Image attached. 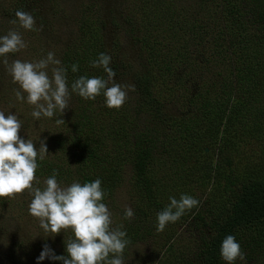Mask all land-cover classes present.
Masks as SVG:
<instances>
[{"label": "trees", "instance_id": "16d2710c", "mask_svg": "<svg viewBox=\"0 0 264 264\" xmlns=\"http://www.w3.org/2000/svg\"><path fill=\"white\" fill-rule=\"evenodd\" d=\"M33 1L28 12L36 15L56 0ZM66 1L72 2L71 13L81 16L77 35L59 54L72 77L68 83L81 75L107 79L102 67L90 63L106 53L115 82L134 85L135 91L128 92L119 109L107 107L103 94L85 100L75 93L74 108L59 118L65 122L44 139L49 153L38 159L36 176L45 180L55 169L61 184L99 178L108 204L125 183L124 167L130 165L129 201H134L129 205L136 217L120 223L129 240L123 259H132L125 264H227L220 252L227 235H234L245 253V260L235 264H264V0H220L225 19L217 23L206 14L209 0H199L195 10L184 5L174 13L167 12L166 0H123L121 7L138 1L155 9L135 14L142 39L136 49L135 42L127 44L128 75L118 73L121 64L104 37L103 28L115 23V8H103L107 0ZM93 7L98 18L89 17ZM8 13L14 14L9 7ZM221 59L219 67L226 71L220 70L217 80L207 76L213 73L210 62ZM144 60L150 62L147 69ZM74 63L79 66L75 73ZM35 186L44 187L41 181ZM181 194L200 201L179 219L186 231H175L169 223L162 239H155L160 234L157 213L170 196L179 199ZM6 201L11 204L0 199ZM26 204H18L24 212ZM22 235L1 239L5 243L0 248L13 264L32 259L25 262L14 252L32 243ZM151 236L155 248L148 256L130 250ZM34 264H39L36 258ZM43 264H52V259Z\"/></svg>", "mask_w": 264, "mask_h": 264}, {"label": "clouds", "instance_id": "9594fccd", "mask_svg": "<svg viewBox=\"0 0 264 264\" xmlns=\"http://www.w3.org/2000/svg\"><path fill=\"white\" fill-rule=\"evenodd\" d=\"M15 16L17 19L11 20V24L16 25L18 20L20 28L39 30L30 12L18 9ZM25 48L27 43L17 29H9L0 35V57H4L3 64L13 83L19 85L15 97L33 106L31 115L35 119L42 116L52 118L57 111L62 115L70 107L71 93L85 100H95L103 94L107 107L119 109L128 99V92L135 91L134 85L115 82V71L109 66L112 58L106 53H100L90 63L92 67H102L107 79L81 75L69 87L67 68L52 51L37 61L15 59L9 64L7 55ZM78 67V64H72V72H77ZM64 122L63 119L56 120L58 125ZM21 129L22 121L15 113L6 115L0 110V198H14L27 191L32 196L29 213L39 220L46 233L57 235L71 229L74 236L65 241L67 256L56 255L45 244L37 261L48 258L61 260L63 264H125L123 253L129 240L126 231L122 230L123 224L113 227L112 212L103 202L106 192L101 179L83 184L74 180L70 185L62 186L54 169L52 175L43 181V188L35 186L40 183L36 176L40 167L38 159L43 161L49 152L44 140H40L37 148L33 140L21 137ZM169 201L157 213V231H163L167 224L175 223L186 211L200 204L188 194H181L179 199L170 196ZM133 217L134 210L125 206L124 219ZM220 252L227 264L245 260V253L234 235L223 239Z\"/></svg>", "mask_w": 264, "mask_h": 264}, {"label": "rangeland", "instance_id": "374dc122", "mask_svg": "<svg viewBox=\"0 0 264 264\" xmlns=\"http://www.w3.org/2000/svg\"><path fill=\"white\" fill-rule=\"evenodd\" d=\"M49 2V0H47ZM74 1V0H73ZM123 0H107L106 7L102 6L103 8L109 10L110 8H115L114 15H115V23L108 22L109 25H106L103 28L104 37L107 38V44L111 43V45H107L109 51H112V57H117L118 64H121L120 68L118 69L121 73H126L128 75V62L130 61L129 56L125 57V52L127 49V44L134 45V49L139 46L142 39V33L139 30L140 18L139 16H135V14L142 10L143 8L149 9L152 12L155 11L150 5H146L144 2H128L125 3L124 6L121 7V2ZM83 4H87V0H81ZM163 2V0H161ZM199 0H166V7L167 12L174 13L181 9L184 5H191V10L197 8L199 4ZM209 14L206 11L209 18L212 20H216L214 23L219 22L221 19H225V11L222 10V2L220 0H209ZM18 3V4H17ZM33 0H0V35H4L7 33L9 29H17L22 34L24 41L27 43V48L22 49L20 52L17 53H10L7 55V59L9 64L15 60H27V61H37L41 58L46 57L49 51L55 53L57 59L60 60L61 55L60 52L64 50L65 45L77 35V28L79 21L81 20V16L78 13H71L73 8L72 2H67L66 0H56L50 3H47L45 7H41L39 13L33 15L36 20V28L39 30L31 31L25 30L19 27V22L17 20V24L13 25L10 23L11 20L16 19L15 12L19 10L28 11L34 5ZM163 4V3H162ZM25 6L21 8V6ZM76 5V4H75ZM13 6V8H12ZM8 7L14 13H7ZM80 10L82 8L78 7ZM205 8V6H204ZM6 10V11H5ZM207 10V9H206ZM76 12V11H75ZM141 12V11H140ZM89 17L98 18V12L96 7L91 8L88 11ZM161 11L158 13L160 14ZM32 14V13H31ZM75 16V17H74ZM215 17V18H214ZM218 17V18H217ZM217 18V19H216ZM238 20V17H237ZM221 24V22H220ZM223 25V24H222ZM133 26V30H130ZM252 30H250L251 32ZM254 30L251 32L253 33ZM249 33V34H251ZM249 37L248 35H246ZM250 38V37H249ZM56 41H59L56 43ZM113 41L118 43V46L121 47L119 51L117 47L113 46ZM64 42V43H63ZM64 45H63V44ZM46 46V47H45ZM49 46V47H47ZM63 46V48H62ZM106 47V44L104 43ZM102 47L105 49V47ZM113 46V47H112ZM131 47V46H130ZM115 52V53H114ZM4 57H0V110L5 111L6 115L8 112L15 113L18 118L22 121V129L20 131L21 137L24 139H31L33 142L39 145L40 140H46L48 138L47 133L50 132L52 128L55 127L56 120L60 118L62 115H66L67 112L71 111V109L75 106V93H71V98L69 101L70 107L65 109L64 113L61 115L59 111L55 113L52 118L41 117L40 119H35L32 117L31 112L33 110V106L29 105L26 100L21 102L18 101L15 97V90L19 89V85L13 83L11 75L7 71V67L3 64ZM225 62V61H224ZM150 64V62H148ZM145 60L143 64L147 69L149 67ZM223 64V60L221 59L218 63L210 62V66L212 68V72L206 74L207 76L211 77L215 80L218 79L217 73L220 70H225L219 67ZM51 65L49 66V75H51ZM226 71V70H225ZM194 75H188L186 80L188 84L194 79ZM72 77L67 75V80H71ZM127 79V78H125ZM118 83V82H117ZM69 84V83H68ZM125 84V83H123ZM71 84H69L70 87ZM26 96V93L24 94ZM179 108V105H178ZM205 150L208 151V148L205 147ZM131 175V167L125 166L124 167V178L126 179L125 183L122 181L119 187L117 188L114 194L110 195V200L108 199L109 203L106 204L110 211L112 212V219H113V227L121 225L120 223L123 222L124 219V210L125 206H130L129 204L134 201H129L130 198V191L132 190L131 181L129 182V178ZM41 183L43 184L44 180L42 178H38ZM69 184H62V186H68ZM44 186V184H43ZM2 199V198H0ZM10 199L11 204L9 201L0 203V245L3 246L5 242L1 239H7L12 234L16 233V235L25 236V238L31 239L32 243L27 242L22 248L15 249L14 252L18 255L22 260L29 261L30 263H22V264H34L35 258L40 255L41 251L43 250V246L48 244L50 248L54 251L56 255H64L67 256L66 252V244L69 238H74L71 229L61 231L57 235H50V233H46L41 227L39 220L32 215H30L28 210V205L32 199V196L25 191L22 194L16 195L14 198H4ZM19 202V203H16ZM27 203L24 210L18 204ZM118 206L120 208H116ZM27 207V208H26ZM133 209V207H131ZM5 209V210H2ZM14 216V217H13ZM20 216L21 218L15 221L14 218ZM136 217V215H134ZM134 217L132 219H134ZM175 227V231H182L185 232V223L182 220H177L173 223ZM7 229L6 235H3L4 232L1 230ZM155 239H162L163 233L158 231ZM148 237L145 241H140L138 244H135L131 247L130 250L136 251L138 254H142L144 256H148L150 254L149 250L155 245L152 243V238ZM190 242V246H192V240L188 238L187 240ZM61 243L64 244L61 246ZM0 246V247H1ZM152 250V249H151ZM138 255V256H140ZM15 258V257H14ZM150 258H144L146 261ZM125 263H129L132 261L130 258L124 259ZM13 260L7 254L5 249L0 248V264H13ZM43 264V260L39 261V264ZM63 264L61 260H52V264Z\"/></svg>", "mask_w": 264, "mask_h": 264}]
</instances>
